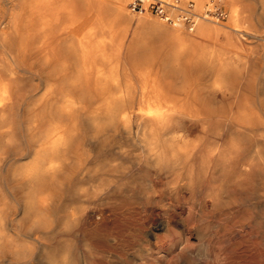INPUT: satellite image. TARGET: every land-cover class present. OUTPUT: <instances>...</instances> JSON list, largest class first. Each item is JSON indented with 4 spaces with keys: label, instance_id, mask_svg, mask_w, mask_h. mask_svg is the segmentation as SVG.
I'll use <instances>...</instances> for the list:
<instances>
[{
    "label": "bare ground",
    "instance_id": "6f19581e",
    "mask_svg": "<svg viewBox=\"0 0 264 264\" xmlns=\"http://www.w3.org/2000/svg\"><path fill=\"white\" fill-rule=\"evenodd\" d=\"M91 1L0 0V146L2 143L4 146L11 144L16 137L38 136L34 145L26 144L25 152L16 153L30 155L28 163L18 164L20 158H16L6 161L2 168L5 176L0 183V264H37L38 259L42 264H50V258L55 254L59 256V264H90L86 256H75L69 244L57 249L52 243L40 240H47L51 233L26 231L34 227H50L52 221L47 222L46 215L49 212L48 203L53 198L60 201L64 192H72L69 183L71 173L73 170L81 173L85 169L86 159L77 156L76 147L72 144L76 134L86 131V128L77 125L81 119L94 138L100 137L103 132H107V136L119 134L117 137L123 143L115 142V147L125 160L104 163L106 168L102 169L110 172V177L92 174L93 168L86 170L91 182L87 191L91 190L95 195L86 206L71 207L67 215H62V226L69 229L75 227L77 235L79 222L87 224L92 213L102 216L105 210V223L117 224L121 230L126 216L138 212V202L162 207L181 232L186 229L178 213L185 205L193 207L198 214L203 213L207 205L212 210L221 211L229 209L239 193L251 194L250 200L259 202L258 205L264 209V82L262 89L252 90L254 94L249 95L247 91L250 90L238 88L239 81L227 77L231 75V69L234 74H242L240 70H243L242 65L234 63L236 55L230 53L229 46L237 44L240 37L258 35L252 26L248 5L243 0H220L231 4L228 20L221 22L225 18L205 15V10L213 9L214 4L221 6L219 0H194L195 4L191 0H167L179 6V10L192 6L196 14L192 29L183 22H166L153 14L160 21L175 27L184 25L190 32H195L199 24L197 32L214 40L219 33L227 37L228 42L222 48L214 50L205 47L197 57L216 59L217 77L213 85H226L227 89L220 90L222 95L229 92L243 103L212 106L192 102L215 99L212 94H200L197 92L199 89L168 90L161 87L149 92L141 91V94L137 89L71 88L79 80L93 81L103 87L104 84L119 82L120 73L111 68L106 76H102L87 60L88 48L78 51L75 49L76 42L72 41L78 25L76 3L86 5ZM118 3V9L131 12L132 18H137V21L138 16L152 14L131 11L126 0H119ZM172 10L170 12L175 17L180 14L178 10ZM61 11L65 13V21L60 29L69 35L64 49L68 58H64L69 60L71 57V68H76L71 75L60 72L70 67L69 62L60 61L57 55L58 45L63 40L58 41L55 35L47 36V32L43 38L40 37L43 27L48 28L49 23L56 24ZM261 37L264 38V31ZM105 39L110 40L111 35ZM30 53L34 55L29 57ZM34 57L39 63L36 69H31L32 64L28 60ZM117 65L118 61L114 66ZM88 68H91L89 73ZM19 72L36 74L44 88L43 93L38 94L36 89H23ZM123 75L125 83H131L128 75ZM138 97L149 102L138 105ZM232 145H235V150L230 147ZM5 153L4 148L0 149V167ZM138 165L143 166L146 172L140 190L135 177ZM14 187L19 190L16 194L12 192ZM9 201L18 205L19 214L15 217L8 216L7 211L12 209ZM166 223V218L159 219L154 228L152 226V231L163 229ZM192 230L196 234L203 231L196 226ZM28 236L33 238L28 239ZM132 248L125 256L131 263L136 262L138 242ZM101 253L112 264H121L119 255L114 254L116 252L107 249Z\"/></svg>",
    "mask_w": 264,
    "mask_h": 264
},
{
    "label": "rangeland",
    "instance_id": "374dc122",
    "mask_svg": "<svg viewBox=\"0 0 264 264\" xmlns=\"http://www.w3.org/2000/svg\"><path fill=\"white\" fill-rule=\"evenodd\" d=\"M95 1L96 0H92L90 4L88 5L86 4L84 6L85 8H81L82 6L81 4H79V2L76 3L77 12H80L82 14L89 12L88 14L85 15V19L88 16L87 19L81 21L79 25L76 27L75 30L76 33L81 32L84 25H86V22L90 20L91 15H94L99 11L104 12L106 10H109L110 6H113V0H101L96 2ZM129 1L130 0H126V4L128 8H129L128 6ZM191 1H193V3L195 4L194 0ZM243 1L244 4L248 5L247 10L248 12L251 13L252 26L254 30L256 29L255 30L257 32L256 34H258L256 36L259 38H257L256 36L253 37L251 35L250 36L247 35V38L242 37L243 38L242 39L240 37L237 44L229 46L231 48L230 53L236 55L234 58V63L242 65L243 70L242 69L240 70V73L242 74H234L235 71L231 69L230 70L231 75L230 76L228 75L227 77L230 80L239 81V83L237 84L238 88L244 90H250L247 91V94L253 95L254 91L252 90L262 89L264 82V38L261 37V34H263L264 31V17H263L264 1L261 0H243ZM219 4L224 10L227 11V16L225 17L224 20L221 21V22L223 21L226 22L229 18L231 4L228 3L225 4V2L220 0H219ZM194 8L196 9V11L201 12V10H198L197 7ZM147 14L148 16L150 15L149 13ZM59 15H60V19L56 22V24L49 23L48 28L43 27L41 29L40 37L43 38L46 35L45 32H47V36L55 35L56 39L58 38L57 39L58 41L63 40L60 44L63 46L58 45L59 48H57V52L58 51L59 53L61 52L60 54L58 53L57 55L60 56L59 60L62 61L65 60V58H68V54L66 53L67 50L64 49H66L65 40L69 38V35L66 33V31L60 29L65 21V13L61 11ZM134 15L136 16L138 15V13L137 14L134 13ZM198 25L195 33H198L197 32ZM236 35L237 34H235V36ZM226 40L227 37H225L224 40L218 41V36H217L215 41L218 43V45L216 47L222 48L225 45L223 43ZM75 49L79 51L78 45L77 47L75 46ZM79 54L80 52L78 53V55ZM33 55H34L33 53H30L28 56L31 57ZM240 58L242 59L243 62H241ZM70 60L71 57L69 60L68 59L65 60L67 61V63L69 62L70 67L67 68L65 67L66 69L60 71L61 74L65 73L66 75V73H70L71 75L73 71L74 72L76 71L75 67L74 70L71 68ZM28 61L30 62V64H32L30 68L36 69V65H38L37 63H39L37 57L31 58ZM90 70L91 68L87 69L88 73L91 72ZM100 71L102 72V69H100ZM114 72L120 73L118 76L119 82L117 83L114 84L112 83L108 85L104 84L103 87V86L95 85L93 81H92L93 82L92 85L91 81L85 80L81 82V80H79L75 82L73 85H71V88L79 89V90L80 89L93 90L95 88H101V89L105 88V89H113V90L116 89L138 90V76H130V71H125L123 69L121 70L117 69L114 70ZM122 72L123 73L128 72L127 77L130 79L131 83L128 84L125 83V77ZM43 74H47V73L44 72ZM19 75L22 80L21 86L23 89L25 90L36 89L39 90L38 94L43 93L44 88L42 85H40L36 74H31L28 72H19ZM212 77H213L212 75L201 76V80L203 82L205 81L204 83L195 84L191 86H176L175 89L176 90L179 88L196 89V90L199 89L197 92H199L200 94L207 93L215 96V99L205 98L203 100L197 99L195 101H192L194 104H208L215 106V105H227V104L234 105V104L243 103L241 101L234 99L233 94H230L229 92L225 93V95L223 96L222 95L223 93H221L220 90L227 89L228 87L226 85L209 84ZM228 86L237 87L235 85H228ZM65 87L68 86L65 85ZM157 88H161V87H157ZM213 88L216 89L217 91L211 92L212 90H214ZM141 94L138 93V95L140 96ZM141 99L140 97H138V105L147 104V102H149L145 99L143 100ZM251 103L255 104L256 102H251ZM78 121L79 122H77V125L82 127L83 129L86 128L85 129L86 131H82L81 135L76 134V136H74L73 138L74 141H72V144L73 146L76 147L74 151L76 152L77 156L84 157L86 159L85 169L81 173L75 172L74 170L71 173L69 183L72 192H70L69 194L68 192L66 193L64 192L61 194L62 195L61 198H59L60 201L53 198V200L50 203H48L49 212L48 214L46 213V215L48 216L47 222L51 223L52 221L50 227L48 228L34 227L32 229L31 228L26 229V231L31 233L36 232L38 234L51 233L52 235L49 236L47 240L45 238H40V240L52 243V246L56 247L57 249H62L63 247H66L65 245L69 244L72 247V251H75L73 252L75 256H86L87 260L90 261V264H112L107 258L105 259V257L102 256L101 252L107 249H110L113 253L116 252L114 254H116L117 256L119 255L118 256L120 260L119 263L121 264H129V263L130 264L133 263L134 264H264V209L260 204L258 205L259 202L255 203L250 200L249 197L251 194H249L248 196V194L244 195L237 193L235 195L236 200L233 204L230 205L229 209L225 208L221 211L212 210L210 206L207 205L206 208L204 209V212L198 214L196 213V210L193 207L188 208L189 206L188 207H185L186 205L183 206V208L179 209L178 214L181 216L183 220V224L186 229L185 232H181L180 229H178V227L174 222V219L171 216H167V214L163 212L162 207L154 203L144 204L140 202H138V212H132L126 216V219H124L125 226L122 227L121 230L117 227V224L114 225V224L105 223L106 217H104L103 215L106 216L107 210H105L102 216L96 215V213H92L91 217H89V223L87 224H84V221L79 222L78 226L76 227V229L77 228L80 229L78 235L74 231L75 227L69 229L67 227L62 226L63 225L62 215L64 216L67 215L69 208L77 207V206L84 207L88 204L91 197L95 195L91 192V190L87 191L91 182L88 180V172L86 170L93 168L91 170L92 174L100 175V176L101 175L103 176L105 174L103 177H110L111 176L110 172H107L105 169L104 170L102 169V168H106V165L104 163L108 162L109 160L112 163H117L118 161L122 162L123 160H125L124 158L125 156L120 155L118 153L117 147H115L117 146L116 143L117 144L123 143L121 142V138L117 137L119 136V134L107 136L108 135L106 134L107 132H103L100 135V137H97L98 138L97 139L96 137L95 138L92 137V133L88 129L85 121H83L82 119ZM37 138L38 136L31 137L27 135L24 138L16 137V139L7 146H4L2 143L0 149L3 150L4 148L6 153L4 154V159L1 162L0 183L3 181L5 176V171L2 170V168L5 165V162L8 160L11 161V160H15L16 158H20L18 164L28 163L30 161V159H26V157L28 156L25 155L21 156L16 153L25 152L24 148L26 147V144L29 146L34 145L36 143ZM107 138H108L107 141L108 143H106ZM112 146L114 147V149ZM82 167L83 165H81V168ZM98 168L101 169V171L98 170ZM135 177L138 179V190H140L143 184L142 181H144V178L146 177V172L143 166L138 165V171ZM10 182L11 184L14 183V181L11 178H10ZM74 187H77V189L73 190ZM12 192L16 194L19 192V190L18 188L14 187L12 188ZM1 197H2V189L0 188V198ZM13 202L14 201L12 202L9 201V205L12 208L11 211H7L9 217H15L16 215L19 214L17 210L18 205L14 204L16 202L14 203ZM54 207L55 209L53 210ZM262 209H263V213L261 211ZM162 218L167 219V223H166L167 226L165 225L163 229H154V231H152L155 223ZM195 226L198 227L199 230H203L201 234H196L193 232L192 229ZM74 233L76 235H74ZM136 242H138V255H136V260H135L136 262L131 263L126 259L125 256L127 254L126 252L133 250L132 247Z\"/></svg>",
    "mask_w": 264,
    "mask_h": 264
},
{
    "label": "crops",
    "instance_id": "0c3cea01",
    "mask_svg": "<svg viewBox=\"0 0 264 264\" xmlns=\"http://www.w3.org/2000/svg\"><path fill=\"white\" fill-rule=\"evenodd\" d=\"M118 2L113 0L109 10L91 15L81 32H75L72 37L79 51L88 48L87 60L93 63L95 70L102 76H106L111 68L130 71V76H138L140 93L157 87L175 90L176 86L201 84L205 82L201 76L207 75L213 76L209 82L213 84L217 77V60L197 57L205 47L217 49L218 43L213 38L190 32L184 25L176 28L153 14L138 16L137 21L131 12L118 9ZM81 6L85 8V5ZM88 13L76 12L78 25ZM109 35L111 39L106 40ZM225 37L219 33L218 41ZM226 42L228 39L223 44ZM117 61L119 65L114 66ZM123 74L128 75V72Z\"/></svg>",
    "mask_w": 264,
    "mask_h": 264
},
{
    "label": "built area",
    "instance_id": "2783aa9c",
    "mask_svg": "<svg viewBox=\"0 0 264 264\" xmlns=\"http://www.w3.org/2000/svg\"><path fill=\"white\" fill-rule=\"evenodd\" d=\"M129 7L131 8V10L138 13L148 11L152 14L159 16L166 22H183V24L187 25L189 29H192L193 25L195 24V13L192 11V6L184 8L185 10H179V6L169 3L167 2V0H132L129 3ZM171 8H173V10H178L180 14H177L175 17L170 12ZM205 15H208L210 17L214 16L217 18H225L226 12L221 6H217L216 4H214L213 9L205 10Z\"/></svg>",
    "mask_w": 264,
    "mask_h": 264
},
{
    "label": "snow or ice",
    "instance_id": "6c2138e0",
    "mask_svg": "<svg viewBox=\"0 0 264 264\" xmlns=\"http://www.w3.org/2000/svg\"><path fill=\"white\" fill-rule=\"evenodd\" d=\"M230 147L232 148V150H235V145H232ZM30 158H31L30 155L28 157H26V159H30ZM27 238L28 239H32L33 237L32 236H28ZM37 264H42V262L38 259L37 260ZM50 264H59V256H58V254H55V255H53L50 258Z\"/></svg>",
    "mask_w": 264,
    "mask_h": 264
}]
</instances>
